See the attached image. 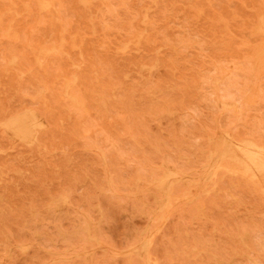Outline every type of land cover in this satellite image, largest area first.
<instances>
[{"label": "rangeland", "instance_id": "rangeland-1", "mask_svg": "<svg viewBox=\"0 0 264 264\" xmlns=\"http://www.w3.org/2000/svg\"><path fill=\"white\" fill-rule=\"evenodd\" d=\"M263 51L264 0H0V264H264Z\"/></svg>", "mask_w": 264, "mask_h": 264}, {"label": "bare ground", "instance_id": "bare-ground-1", "mask_svg": "<svg viewBox=\"0 0 264 264\" xmlns=\"http://www.w3.org/2000/svg\"><path fill=\"white\" fill-rule=\"evenodd\" d=\"M261 18V17H260ZM259 26H260V24H259ZM263 31V30H262ZM263 50V49H262ZM264 52V51H263ZM260 61V60H259ZM262 63V62H261ZM228 138V137H227ZM228 140H229V138H228ZM237 144V143H236ZM233 145V144H232ZM247 148V147H246ZM251 150V149H250ZM254 150V149H253ZM249 153V152H248ZM258 153V152H257ZM261 154V153H260ZM263 155V154H262ZM251 157V156H250ZM244 158V157H243ZM246 158H247V156H246ZM248 159V158H247ZM251 159V158H250ZM238 160V159H237ZM249 163V162H248ZM255 163V162H254ZM247 167V166H246ZM256 169V168H255ZM262 170H263V168H261ZM246 174V173H245ZM136 249V248H135Z\"/></svg>", "mask_w": 264, "mask_h": 264}]
</instances>
